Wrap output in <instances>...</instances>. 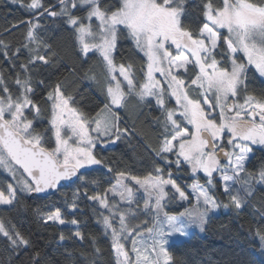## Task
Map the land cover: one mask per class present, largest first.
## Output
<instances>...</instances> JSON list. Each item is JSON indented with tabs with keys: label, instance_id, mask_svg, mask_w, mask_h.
I'll list each match as a JSON object with an SVG mask.
<instances>
[{
	"label": "snow or ice",
	"instance_id": "6c2138e0",
	"mask_svg": "<svg viewBox=\"0 0 264 264\" xmlns=\"http://www.w3.org/2000/svg\"><path fill=\"white\" fill-rule=\"evenodd\" d=\"M12 2L21 3L33 19L22 21L27 31L21 48L11 51L0 40L9 62L14 64L22 50L28 54L14 79L17 91L0 73V168L14 181L0 186V206L13 207L22 194L75 184L67 213L52 205L38 209L37 216L44 225L65 226L71 237L83 242L74 218L83 189L94 202L93 212L105 210L98 212V223L110 236L115 264H174L169 243L173 236L187 238L192 228L204 231L209 213L221 207L242 214L254 186L264 185V166L257 172L247 166L255 147L264 148V93L250 91L246 83L249 68L264 77V0H202L203 21L196 27L184 20L187 0H119L114 9L102 0H57L55 10L44 0ZM45 15L73 31L85 58L93 53L102 60L106 102L95 115L86 113L57 82L46 95L50 128L38 130L34 122L44 116L34 99L31 72L54 63L57 55L42 34ZM120 39L130 40L143 54L142 75L131 63H116L113 53ZM91 79L101 83L95 76ZM133 97L142 104L151 98L160 111L159 143L149 147L164 166L154 161L153 171L143 176L116 171L97 154L98 148L129 135L117 109H126ZM172 165L190 169L194 203L172 178ZM93 166L112 174L113 182L103 191L99 181L87 179ZM198 173L207 178L206 184ZM217 180L227 202L210 194ZM176 193L191 206L182 204L183 212L170 214L165 209L176 203ZM141 211L150 217V226L143 227L149 220H137ZM256 235L264 244V230ZM0 236L13 249L30 246V240L2 218Z\"/></svg>",
	"mask_w": 264,
	"mask_h": 264
},
{
	"label": "trees",
	"instance_id": "16d2710c",
	"mask_svg": "<svg viewBox=\"0 0 264 264\" xmlns=\"http://www.w3.org/2000/svg\"><path fill=\"white\" fill-rule=\"evenodd\" d=\"M27 2L28 0H24V3ZM44 2L54 10L57 7V0ZM216 2L219 3V0ZM102 4L114 9L119 6V0H102ZM186 9L184 20L194 27L199 26L203 21L202 0H187ZM80 14H84L83 9L80 10ZM32 19L33 14L21 3L0 0V40L8 44L11 51L21 48L26 42L27 31L26 23L23 22ZM43 23L46 28L42 33L43 37L57 55L53 57L54 63L47 66L41 64L31 72V83L35 89L34 99L44 116L34 122L38 130L50 128L47 119L49 102L46 95L57 82H62L66 93L72 95L77 106L86 113L95 115L106 102V97L102 94L104 75L102 60L93 53L85 58L78 50L73 31L63 22L45 15ZM3 51L4 48L0 45V73L3 74L8 87L15 92L17 91L14 84L15 76L17 72L22 71L19 65L26 62L28 54L26 50H22L19 58H13L15 60L13 64L3 57ZM113 55L117 64L131 63L137 75H142L141 69L145 58L130 40H118ZM92 76L101 83L97 84L91 79ZM246 83L250 91L264 93V78L254 68H249ZM170 103L174 104L172 101ZM117 112L120 114L121 126L128 129L129 135L112 146L98 148L97 154L106 162H111L114 170L130 171L139 176L152 172L154 161L164 166L149 147V145L155 147L159 143L160 128L157 125V118L160 117V111L155 101L148 99L142 104L133 97L126 109ZM47 134L51 135L50 132ZM52 143L54 145V139ZM247 166L253 172L264 166V148L255 147ZM171 167L172 177L179 186L184 188V185L193 182L194 177L187 165H182L180 169L175 165ZM199 177L201 183L206 184L207 178L202 175ZM87 179L99 181L101 191L113 182L112 174L100 166H94ZM9 183H14L12 177L0 168V186L6 187ZM76 191L77 187L74 184L46 198L22 194L19 202L13 207L0 206V218L5 223L15 225L16 230L30 240V246L13 249L7 239L0 236V264H115L110 236L104 234L102 224L98 223V212L103 209L93 212L94 202L83 195V189L79 190L82 196L78 201L80 210L74 217L79 222L84 236L83 242L71 237V232L65 226L44 225L37 216L38 209L46 211L52 205L62 208L67 213V203ZM88 194L91 195V191ZM210 194L218 200L227 202L218 180L217 187L210 189ZM183 210L184 207L172 209L175 213ZM137 220L143 221L140 218ZM62 229L65 236L63 242L60 241ZM258 230H264V186L254 187L253 195L248 199L242 214L237 215L232 208L229 211L223 210L208 220L204 231L193 232L190 238L183 242L171 243L174 264H264V244L256 235ZM96 248H99V252Z\"/></svg>",
	"mask_w": 264,
	"mask_h": 264
},
{
	"label": "rangeland",
	"instance_id": "374dc122",
	"mask_svg": "<svg viewBox=\"0 0 264 264\" xmlns=\"http://www.w3.org/2000/svg\"><path fill=\"white\" fill-rule=\"evenodd\" d=\"M264 78V77H263ZM149 99H151V98H149ZM172 102H174V101H172ZM118 110H120V109H117V111ZM109 146H112V145H109ZM108 146V147H109ZM253 155V154H252ZM94 167V166H93ZM7 173V172H6ZM8 174V173H7ZM198 176L199 175H202L203 177H204V175H203V173H198L197 174ZM173 178V177H172ZM174 179V178H173ZM175 180V179H174ZM176 182V181H175ZM130 184L132 183V182H129ZM177 183V182H176ZM192 184V183H191ZM191 184H189V185H184L185 187L183 188V187H181V186H179V184L177 183V185L179 186V187H181V190H183V191H185L186 192V194L187 195H189L190 196V198L193 200V203H194V198H192L191 197V188H190V185ZM134 186V185H133ZM264 185H255L254 187H263ZM135 187V186H134ZM211 189V188H210ZM171 191H173L174 192V190H171ZM110 195V194H109ZM141 195H142V193H141ZM176 196H177V201H176V203L175 204H172V205H169L166 209H165V211H168L170 214H178V213H175V212H173L172 211V209H177V208H179V207H182L181 205L183 204L184 206H188V207H190L191 205H189L187 202H182V201H179V194L178 193H176L175 194ZM248 199H250V198H248ZM5 207H7V206H5ZM141 208H142V205H141ZM230 209V208H229ZM229 209H225V208H223V207H221V208H219V209H217L214 213H209V219L212 217V216H217L218 214H220L221 213V211H229ZM103 211H105V210H103ZM184 211V210H183ZM182 211V212H183ZM105 214H107L106 212H105ZM137 218H140V219H142V220H149V223L148 224H144L143 225V227H148V226H150V217H148V216H146L142 211L140 212V214H139V216L137 217ZM208 219V220H209ZM207 225V224H206ZM195 231H198V232H201L198 228H192L191 229V232H190V235L187 237V238H182V237H180L179 235H176V236H173L171 239H170V244L171 243H175V242H183V241H185V240H188L189 238H190V236H191V234H193V232H195ZM126 247H129V249H130V244L129 245H126Z\"/></svg>",
	"mask_w": 264,
	"mask_h": 264
},
{
	"label": "water",
	"instance_id": "95a60500",
	"mask_svg": "<svg viewBox=\"0 0 264 264\" xmlns=\"http://www.w3.org/2000/svg\"><path fill=\"white\" fill-rule=\"evenodd\" d=\"M72 185H74V184H72L71 182H67V184H65V186L58 188L56 191H50L49 193L33 194V195L36 196V197L46 198V197H49V196L57 193V191H60L62 189H68Z\"/></svg>",
	"mask_w": 264,
	"mask_h": 264
}]
</instances>
